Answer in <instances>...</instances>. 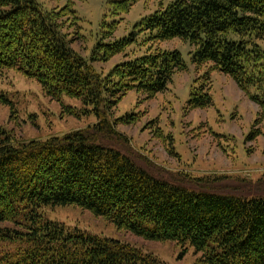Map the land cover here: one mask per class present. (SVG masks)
Returning a JSON list of instances; mask_svg holds the SVG:
<instances>
[{
  "label": "trees",
  "instance_id": "1",
  "mask_svg": "<svg viewBox=\"0 0 264 264\" xmlns=\"http://www.w3.org/2000/svg\"><path fill=\"white\" fill-rule=\"evenodd\" d=\"M59 18L37 0H0V70L35 78L57 100L80 99L98 121L41 141L14 142L0 128V264H162L129 243L47 219L42 209L56 205L87 209L147 240L191 247L198 264H264V194L221 190L205 177H157L99 142L119 134L105 108L128 89L148 98L164 90L187 67L180 53L156 46L117 64L111 75L120 71L119 83L108 85L70 47ZM137 24L154 42L187 41L191 64L210 63L230 76L264 116V0H173ZM134 36L104 46L117 54ZM210 102L208 86L200 85L187 106Z\"/></svg>",
  "mask_w": 264,
  "mask_h": 264
},
{
  "label": "rangeland",
  "instance_id": "2",
  "mask_svg": "<svg viewBox=\"0 0 264 264\" xmlns=\"http://www.w3.org/2000/svg\"><path fill=\"white\" fill-rule=\"evenodd\" d=\"M37 1L43 10L58 13L70 47L108 85L119 83L120 71L111 75L117 64L156 46L177 50L187 66L173 73L166 88L151 98L135 89L119 95L113 106L105 108L119 134L101 137L99 142L126 153L157 177H205L221 190L244 196L264 194V116H259L257 103L230 76L213 70L210 63L199 67L191 64L187 41L176 37L154 42L149 31L137 24L173 0ZM131 32L135 33L134 40L121 52L113 54L104 46ZM258 43L264 52V40ZM200 85L208 86L211 102L189 109L190 93ZM247 91L257 92L252 86ZM101 106L104 109L103 103ZM91 109L75 97L53 98L35 78L14 69L0 70V128L14 142L41 141L91 127L98 121ZM252 133L255 136L249 139ZM42 213L69 230L78 228L129 243L162 264H198L200 254L191 247L183 251L175 241L144 239L76 205L46 206Z\"/></svg>",
  "mask_w": 264,
  "mask_h": 264
},
{
  "label": "bare ground",
  "instance_id": "3",
  "mask_svg": "<svg viewBox=\"0 0 264 264\" xmlns=\"http://www.w3.org/2000/svg\"><path fill=\"white\" fill-rule=\"evenodd\" d=\"M14 202V201H13Z\"/></svg>",
  "mask_w": 264,
  "mask_h": 264
}]
</instances>
